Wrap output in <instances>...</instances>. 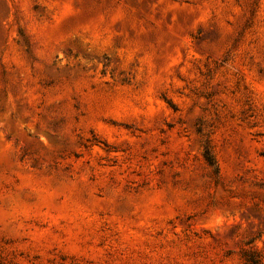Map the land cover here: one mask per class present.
<instances>
[{"label":"rangeland","instance_id":"rangeland-1","mask_svg":"<svg viewBox=\"0 0 264 264\" xmlns=\"http://www.w3.org/2000/svg\"><path fill=\"white\" fill-rule=\"evenodd\" d=\"M246 249L264 255V0H0V264Z\"/></svg>","mask_w":264,"mask_h":264},{"label":"trees","instance_id":"trees-1","mask_svg":"<svg viewBox=\"0 0 264 264\" xmlns=\"http://www.w3.org/2000/svg\"><path fill=\"white\" fill-rule=\"evenodd\" d=\"M206 160L215 164L209 151L206 153ZM242 264H264V255L260 249H246L240 253Z\"/></svg>","mask_w":264,"mask_h":264}]
</instances>
